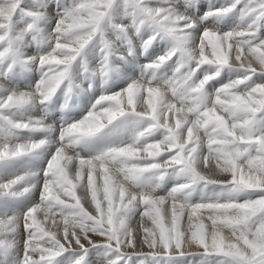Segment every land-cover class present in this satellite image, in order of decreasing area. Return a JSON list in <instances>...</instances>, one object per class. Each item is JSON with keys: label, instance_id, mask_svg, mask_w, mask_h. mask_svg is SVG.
<instances>
[{"label": "snow or ice", "instance_id": "snow-or-ice-1", "mask_svg": "<svg viewBox=\"0 0 264 264\" xmlns=\"http://www.w3.org/2000/svg\"><path fill=\"white\" fill-rule=\"evenodd\" d=\"M140 55L139 78L48 122L75 72L107 82ZM0 202V264H264V0H0Z\"/></svg>", "mask_w": 264, "mask_h": 264}, {"label": "bare ground", "instance_id": "bare-ground-1", "mask_svg": "<svg viewBox=\"0 0 264 264\" xmlns=\"http://www.w3.org/2000/svg\"><path fill=\"white\" fill-rule=\"evenodd\" d=\"M206 1L207 0H204L205 6H207ZM51 12H54V9L51 10ZM233 23H235V21L226 20V21L222 22L220 26L223 28L225 26V24L231 25ZM162 48H163V45H161V48H157L155 50H151V49L149 50L152 53L153 58L155 57V55L159 54V52L162 50ZM129 59L132 60L133 58L130 57ZM135 59H136V62L134 64L135 72L125 71V69L128 66L126 64L117 62L116 67H115L114 71L112 72V74L110 75V77L108 78L107 82H104L103 86H104V90L106 91V94H110L112 92L119 91L120 89L126 87L127 84L131 80L139 78L140 73H141V67L143 64L148 62V56L140 55ZM85 61L87 62L89 69H94L96 66V62H97L96 54L94 52L87 54L85 56ZM37 75H38V73H36V72L29 73L28 76L30 77V79L24 80L22 82L23 84H21V86H24L27 83H34L35 80H37L39 78V77L38 78L36 77ZM82 76H83V70L82 69L75 72L74 76H73L74 83L79 85V88L76 89L79 91V96H78V99L80 102L79 107H78L79 109L76 110V115L71 114L64 121L70 122L72 120L81 119L88 112L87 105L99 93V91L96 90V88H97L96 85H94V87L92 89L93 92L87 93V91L85 89V85L82 82V80L84 79V77H82ZM96 79L98 81H102L99 78H96ZM59 96L60 95L57 94V97L54 100V102L58 101ZM54 108L55 109L58 108V102H57V105L54 106ZM48 122L55 125L58 129V127L62 121L54 118L53 122L52 121H48ZM133 128H134V126L130 121L129 122H121L115 128L106 130L105 133L102 134L101 136L95 137L90 141H86V142L82 143L81 145L78 146L77 151L81 152L82 155H86V156L93 155L96 152L103 149L105 146H107L110 143L119 142L121 140H125V141L128 140L131 137ZM37 138H39V137H37ZM46 159H47V157L45 155V156H41L39 158L33 159L31 161H28V162H20L17 165V168H18V170H21V171H24V170L36 171L43 166V164L46 162ZM220 178H223V177H220ZM171 180H169L166 183L165 189L168 187H171V185L173 183L177 182L174 178ZM201 194H206V195L211 196V190L210 189H204L203 191H201L200 189H197V191L193 193V198L198 199ZM35 195H36V193L34 192L31 194V196L23 197L19 200L9 202L10 211H21V210H23L30 203L33 202V197H35ZM3 210H4V205L2 202H0V212H2ZM92 259H93V264H99L98 258L93 257ZM189 259L191 260L190 264H197V261L200 260V257H188L185 259L176 260L173 262V264H188Z\"/></svg>", "mask_w": 264, "mask_h": 264}, {"label": "rangeland", "instance_id": "rangeland-1", "mask_svg": "<svg viewBox=\"0 0 264 264\" xmlns=\"http://www.w3.org/2000/svg\"><path fill=\"white\" fill-rule=\"evenodd\" d=\"M206 4H207V1H206ZM172 181V180H171ZM211 195H212V192H211ZM191 263V260L189 259V261H188V264H190Z\"/></svg>", "mask_w": 264, "mask_h": 264}]
</instances>
